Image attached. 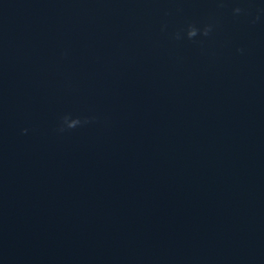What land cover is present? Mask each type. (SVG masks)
Returning <instances> with one entry per match:
<instances>
[{
	"label": "water",
	"instance_id": "1",
	"mask_svg": "<svg viewBox=\"0 0 264 264\" xmlns=\"http://www.w3.org/2000/svg\"><path fill=\"white\" fill-rule=\"evenodd\" d=\"M0 264H264V0H0Z\"/></svg>",
	"mask_w": 264,
	"mask_h": 264
},
{
	"label": "clouds",
	"instance_id": "2",
	"mask_svg": "<svg viewBox=\"0 0 264 264\" xmlns=\"http://www.w3.org/2000/svg\"><path fill=\"white\" fill-rule=\"evenodd\" d=\"M242 10L240 8L234 9L235 13H240ZM212 31L211 25L205 26L202 30L198 29L194 25H189L187 29V36L189 39H192L196 37L198 34H202L203 36H208L210 32ZM177 39H179V34H177ZM73 125H69V127H72ZM63 130V129H61ZM26 131V130H25Z\"/></svg>",
	"mask_w": 264,
	"mask_h": 264
}]
</instances>
